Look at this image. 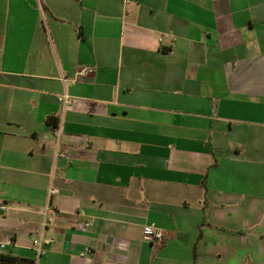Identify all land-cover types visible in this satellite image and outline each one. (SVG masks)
<instances>
[{"label":"crops","instance_id":"crops-1","mask_svg":"<svg viewBox=\"0 0 264 264\" xmlns=\"http://www.w3.org/2000/svg\"><path fill=\"white\" fill-rule=\"evenodd\" d=\"M45 218L37 264H264V0H0V252Z\"/></svg>","mask_w":264,"mask_h":264},{"label":"built area","instance_id":"built-area-1","mask_svg":"<svg viewBox=\"0 0 264 264\" xmlns=\"http://www.w3.org/2000/svg\"><path fill=\"white\" fill-rule=\"evenodd\" d=\"M89 69L90 68L87 66L82 67L80 69L79 73L87 72V71H89ZM62 79L65 80V77H63ZM59 100L62 103L63 109H64L65 105L70 104V102H71L70 96L66 92H63L60 95ZM58 134H59V132L57 130L55 132V135H58ZM56 192H57V190L55 188L49 189L50 195L54 194ZM48 221H49L48 218L44 219V221L42 222L41 231L32 240V243H33V246H34L35 252H36V259H35L34 264H37L38 258L44 253L45 245L49 244L53 241L52 237H45L43 234L44 227ZM85 225H90V223H86ZM142 231H143V235L148 237L155 244L164 243L166 238H167L165 231L153 223L145 224ZM84 253H85L84 251L80 252L81 255H83Z\"/></svg>","mask_w":264,"mask_h":264},{"label":"trees","instance_id":"trees-1","mask_svg":"<svg viewBox=\"0 0 264 264\" xmlns=\"http://www.w3.org/2000/svg\"><path fill=\"white\" fill-rule=\"evenodd\" d=\"M55 119L56 118H54V117H52L50 119V120H52V124L54 126L57 123V122H55ZM0 264H34V262L28 261V260H18V258L16 256H13V255H11L9 253H2V252H0Z\"/></svg>","mask_w":264,"mask_h":264}]
</instances>
